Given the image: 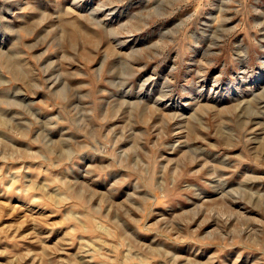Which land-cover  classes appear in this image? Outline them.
<instances>
[{
	"label": "rangeland",
	"instance_id": "1",
	"mask_svg": "<svg viewBox=\"0 0 264 264\" xmlns=\"http://www.w3.org/2000/svg\"><path fill=\"white\" fill-rule=\"evenodd\" d=\"M0 264H264V0H0Z\"/></svg>",
	"mask_w": 264,
	"mask_h": 264
}]
</instances>
